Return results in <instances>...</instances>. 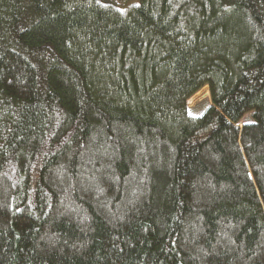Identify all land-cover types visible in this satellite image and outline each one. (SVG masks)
<instances>
[{"label": "trees", "instance_id": "16d2710c", "mask_svg": "<svg viewBox=\"0 0 264 264\" xmlns=\"http://www.w3.org/2000/svg\"><path fill=\"white\" fill-rule=\"evenodd\" d=\"M0 264H264V0H0Z\"/></svg>", "mask_w": 264, "mask_h": 264}, {"label": "rangeland", "instance_id": "374dc122", "mask_svg": "<svg viewBox=\"0 0 264 264\" xmlns=\"http://www.w3.org/2000/svg\"><path fill=\"white\" fill-rule=\"evenodd\" d=\"M133 1L135 0H124V2L126 3H130ZM210 104L211 102H210L208 88L204 87L187 101L188 112L191 116L194 117L199 116ZM249 122H251V115L247 114L241 120L239 126H242L243 124Z\"/></svg>", "mask_w": 264, "mask_h": 264}]
</instances>
